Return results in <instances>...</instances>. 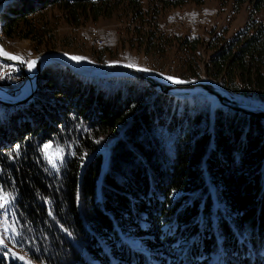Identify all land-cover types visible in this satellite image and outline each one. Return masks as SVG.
Instances as JSON below:
<instances>
[{
  "label": "trees",
  "instance_id": "obj_1",
  "mask_svg": "<svg viewBox=\"0 0 264 264\" xmlns=\"http://www.w3.org/2000/svg\"><path fill=\"white\" fill-rule=\"evenodd\" d=\"M144 1L154 15L202 0H10L0 34L48 48L36 17L48 8L78 26L119 7L140 19ZM230 2L232 13L247 6L229 38L223 28L203 44L148 20L136 47L159 56L176 49L191 80L203 44L204 77L264 104V0ZM46 143L61 150L56 168ZM0 196L14 248L34 263L264 264V119L203 93L171 97L140 79L49 64L29 100L0 104ZM0 264L19 263L0 252Z\"/></svg>",
  "mask_w": 264,
  "mask_h": 264
},
{
  "label": "rangeland",
  "instance_id": "obj_2",
  "mask_svg": "<svg viewBox=\"0 0 264 264\" xmlns=\"http://www.w3.org/2000/svg\"><path fill=\"white\" fill-rule=\"evenodd\" d=\"M146 4L144 1L142 11L145 10L146 12L140 19L132 18L125 8L119 7L109 17H99L94 21L88 19L78 26L67 24L60 18V14L55 8H48L44 12L36 14L38 25L45 23V26L42 25V27H45L47 33H45L43 40L48 43L49 47L46 45L48 48H45V44L37 45L29 38H19L16 35L6 37L1 33L0 49L26 61L24 68L29 67L28 62L34 55L50 50L62 52L71 57H82L83 59L80 61L91 65L122 63L146 68L159 73L170 82L173 80L168 79L169 77L184 82L202 81L218 84V82L216 83L202 74L201 65L210 53V50L206 49L203 44L214 33L223 28L225 29V38H229L241 28L246 19V3L242 4L236 13H232L230 0H202L201 3L197 4L187 1L179 6L163 9L157 7V12L154 15L149 8H146ZM200 8H203V11ZM148 20H151V23H154L156 28L165 35L187 36L189 38L194 36L203 42L195 52V63L199 67V79L186 80L183 78L182 55L176 49H168L164 55L159 56L144 53L141 48L136 47V39L140 36V32L147 27ZM92 30L96 32L100 40L98 45L93 41ZM25 81L23 75L18 76L11 87L12 91L23 87ZM15 87L17 88L14 89ZM233 96L250 102L243 97ZM211 99L213 100V98ZM45 145L49 144L46 143ZM56 150L57 148L52 147L48 149L50 153H55ZM7 203H9L8 199ZM7 209L9 212V208ZM9 221H11V216ZM5 229L8 231L5 232ZM13 233L11 222L3 227L0 232V240L3 241L0 243V252L7 259H12L19 264H38L29 261L14 248L15 236ZM136 237H139L138 234L135 239H131L133 241L130 242L131 244L138 243L139 238Z\"/></svg>",
  "mask_w": 264,
  "mask_h": 264
},
{
  "label": "water",
  "instance_id": "obj_3",
  "mask_svg": "<svg viewBox=\"0 0 264 264\" xmlns=\"http://www.w3.org/2000/svg\"><path fill=\"white\" fill-rule=\"evenodd\" d=\"M10 0H0L1 7L8 3ZM71 56L57 51H43L34 55L30 61H35L33 67L32 80H30L28 91L21 99H11L0 95V104L5 105H19L29 100L37 88L38 75L42 69L49 64H58L67 68L74 74L88 77V78H107V77H130L140 79L147 82L152 87L158 89L160 92L171 97H184L196 93H203L213 98L219 105L228 107L230 109L242 112L247 115H254L264 119V105L258 101L249 100L250 102L243 101L235 98L232 94L228 93L224 88L223 90L228 93L221 94L209 82L191 81L184 83H173L165 79L159 73L141 67L132 66L122 63H106L102 65H91L82 61L72 60ZM0 58H4L0 55ZM7 61L11 59L4 58ZM20 66L21 62H17ZM24 77V71H21ZM213 81V80H212ZM19 87V86H17ZM15 87L14 89H16ZM8 89L7 91H12Z\"/></svg>",
  "mask_w": 264,
  "mask_h": 264
},
{
  "label": "bare ground",
  "instance_id": "obj_4",
  "mask_svg": "<svg viewBox=\"0 0 264 264\" xmlns=\"http://www.w3.org/2000/svg\"><path fill=\"white\" fill-rule=\"evenodd\" d=\"M1 3L0 2V7H1ZM200 10L203 11V8H200ZM181 20V19H178ZM93 32V36H94V40L96 42V45H98L100 43V40L97 37V34L94 30H92ZM2 56V55H1ZM4 58H7L5 56H2ZM4 58H0V66H6V67H13V77L15 79H5L4 81H2V90H0V95L7 97V98H11V99H21L22 97H24V95L26 94V92L28 91V87H29V81L32 80V74H33V67L30 70V68H24V78H25V85L23 87H21L20 89L16 90V91H7L8 89H11V87L13 86V84L15 83L16 78L18 77V74H21V71H23L21 69V66H18V61L19 60H14L11 59L12 61H7ZM9 59V58H7ZM214 88L219 91L221 94H227L226 91H224L218 84L215 83H211ZM214 100V99H213ZM4 207H0V232L2 231L3 227L2 226V221L3 219H5V217L7 216V208H8V203H4L3 205ZM9 222V220H6V224Z\"/></svg>",
  "mask_w": 264,
  "mask_h": 264
},
{
  "label": "snow or ice",
  "instance_id": "obj_5",
  "mask_svg": "<svg viewBox=\"0 0 264 264\" xmlns=\"http://www.w3.org/2000/svg\"><path fill=\"white\" fill-rule=\"evenodd\" d=\"M0 55L5 56V57H7V58H9V59H14V60H20V59H21V58L18 57V56H12V55H10L9 53L5 52L3 49H0ZM70 59L79 61V60H81V59H83V58H82V57H70ZM28 66H29L30 69H31L32 67H34V66H35V61H29V62H28ZM132 66H133V65H129V67H132ZM168 79L173 80V83H184V81L175 80V79H173V78H171V77H169ZM18 147H19V146H17V149H16L15 151H18ZM50 147H51L50 145H45V146H44L45 156H46V158L48 159V163H49L53 168H56V167H57V163H56V162H57L58 160H61V159H62V153H61V150H60V149H57L55 153H50V152L48 151V149H50ZM0 201H3L2 203H0V207H3L4 203H7V200L4 199V197H2V196H0ZM7 231H8V230L5 229V232H7ZM0 243H3V241L0 240ZM21 259H22V258H21Z\"/></svg>",
  "mask_w": 264,
  "mask_h": 264
},
{
  "label": "built area",
  "instance_id": "obj_6",
  "mask_svg": "<svg viewBox=\"0 0 264 264\" xmlns=\"http://www.w3.org/2000/svg\"><path fill=\"white\" fill-rule=\"evenodd\" d=\"M18 62L22 63L21 69L24 71V67L26 65V61H23V60L20 59ZM18 66H20V65L18 64ZM5 79H15L13 77V67L0 66V90H2V81H4ZM2 197H4V196H2ZM4 199L7 200L6 197H4ZM2 202L3 201H0V203H2ZM9 219H10V216H9V213H8L7 216L5 217V219H3V221H2V226H5L6 225V220H9Z\"/></svg>",
  "mask_w": 264,
  "mask_h": 264
}]
</instances>
